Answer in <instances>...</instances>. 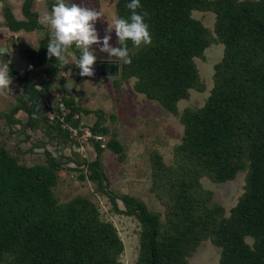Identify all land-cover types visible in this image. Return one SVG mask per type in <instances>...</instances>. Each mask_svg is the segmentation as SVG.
<instances>
[{"label": "trees", "instance_id": "obj_1", "mask_svg": "<svg viewBox=\"0 0 264 264\" xmlns=\"http://www.w3.org/2000/svg\"><path fill=\"white\" fill-rule=\"evenodd\" d=\"M130 2H115L118 17L130 16L126 8ZM140 5L137 12L148 14L145 22L152 43L137 48L128 41L132 63H118V71L123 78H133L134 91L166 110L175 112L177 100L185 98L189 88L203 89L193 58H202L210 43L222 46L202 106L185 108L179 115L183 129L180 142L172 148V164L166 166L159 155H149L150 191L164 207L166 225L160 223V213L132 196L106 189L96 142L84 175L106 195L115 213L137 221L135 264H185L205 239L218 248V264H264V0H140ZM29 7L30 0H23L22 11L32 19L22 21L4 6L5 26L12 31L44 28ZM193 10L214 13L210 31L192 17ZM48 38L45 34L38 49L25 53L30 63L23 77L10 71L22 93L3 116L15 123L12 114L22 110L25 126L47 122L60 135L69 136L58 117L48 119L41 113L36 100L44 92L42 85L26 80L27 72L42 64V80L54 74L57 61L47 56ZM60 101L69 128L76 125L74 114L89 112L74 105L69 96ZM100 119L98 115L91 133ZM105 146L120 153V144L112 138ZM45 154L44 164L26 165L0 147V264H122L118 259L122 242L113 225L99 218L91 201L82 196L66 202L55 198L57 163L51 153ZM243 161L248 170L242 192L226 215L199 179L229 180Z\"/></svg>", "mask_w": 264, "mask_h": 264}, {"label": "rangeland", "instance_id": "obj_2", "mask_svg": "<svg viewBox=\"0 0 264 264\" xmlns=\"http://www.w3.org/2000/svg\"><path fill=\"white\" fill-rule=\"evenodd\" d=\"M23 0H0V48H5L11 55L0 56V65L10 61V71H15L20 77L28 61L25 53L38 49L42 37L49 35V28L43 23V15L49 12L56 0H30V11L36 13V21L44 28L24 31L9 30L4 24L2 8L7 6L9 12L17 20L26 21L32 17L23 13L21 5ZM117 0H73L88 7H93L102 13V18L96 22V29L102 38L107 23L115 15V2ZM66 3L72 0H65ZM192 17L200 21L207 29H212L214 13L209 10H193ZM110 44L118 46L115 33H111ZM49 41V38H48ZM97 60L115 59L107 57L106 53L99 52L93 45ZM222 46L210 43L203 49L202 58L194 57L198 77L203 85L201 91L189 88L187 96L177 100L176 111L170 112L159 102L146 98L143 94L134 91L133 78H123L118 71L115 77L98 76L81 77L79 69L69 63L57 61L56 70L51 78L42 80L44 64L36 66L26 74V80L33 86L43 87L44 92L37 97L39 109L51 108L58 114V103L61 97H71L74 105L87 109L88 113H78L76 118V134L62 136L56 132L51 124L38 123L34 128L23 123L26 114L22 110L14 112L12 119L15 123H8L3 116L17 104L22 93V87L12 76L11 93L0 94V147L12 155L17 163L31 165L44 164L46 154L51 153L57 166L54 168L56 183L52 188L53 195L59 202H66L74 196L87 198L94 204L98 216L109 221L116 230L122 242V251L118 259L122 264H135L138 249V223L133 216L115 213L106 195L96 188L93 180L86 177V162L94 158V143L101 147L99 163L105 176L106 189L115 194H127L145 205L148 210L160 213L159 221L165 224L163 205L150 191L151 175L149 155L160 156L164 165L172 164V148L180 142L182 124L179 115L185 108L197 109L202 106L209 94L212 85L213 64L221 58ZM71 61L73 55H79V49L73 46L66 54ZM25 56V57H24ZM120 64V62H118ZM41 81H44L42 83ZM64 107V106H63ZM66 111L68 109L65 107ZM99 123L93 133L89 128L96 117ZM95 122V123H96ZM104 128V131L101 130ZM114 139L120 146V155L105 146L108 139ZM243 167L236 171L233 178L222 182H212L201 177L200 183L204 189L211 191V201L224 209V214L233 206L242 192L244 178L248 167L243 161ZM84 175L83 178L79 175ZM117 205L122 209L121 202ZM247 243L251 239L245 237ZM218 248L208 239L200 241L192 253L186 258L185 264H218Z\"/></svg>", "mask_w": 264, "mask_h": 264}, {"label": "clouds", "instance_id": "obj_3", "mask_svg": "<svg viewBox=\"0 0 264 264\" xmlns=\"http://www.w3.org/2000/svg\"><path fill=\"white\" fill-rule=\"evenodd\" d=\"M140 0H131L126 4L130 10L128 18L113 16L107 23L105 34L101 38L95 25L102 18V13L93 7L81 3L65 0H56L49 12L43 15V23L49 28V41L47 44L48 58L56 61L74 64L79 69L81 77L94 75V65L97 60L93 45L99 52L106 53L107 57L115 58V61L131 64L127 43L139 48L142 44L147 46L152 43L149 26L145 22L146 12L138 13ZM115 33L118 46L110 44L111 33ZM75 46L79 49V55H73L71 61L66 55ZM11 55L5 48H0V56ZM10 61L0 65V94L11 93L10 85L12 77L9 68Z\"/></svg>", "mask_w": 264, "mask_h": 264}, {"label": "water", "instance_id": "obj_4", "mask_svg": "<svg viewBox=\"0 0 264 264\" xmlns=\"http://www.w3.org/2000/svg\"><path fill=\"white\" fill-rule=\"evenodd\" d=\"M95 73L98 76L115 77L118 74V61L114 59L98 60L96 62Z\"/></svg>", "mask_w": 264, "mask_h": 264}, {"label": "built area", "instance_id": "obj_5", "mask_svg": "<svg viewBox=\"0 0 264 264\" xmlns=\"http://www.w3.org/2000/svg\"><path fill=\"white\" fill-rule=\"evenodd\" d=\"M58 110H60L62 113H63V105L62 103H58ZM41 113H43L44 115H46V117L48 119H52L54 117H58L59 121L61 122V126L65 129H68L70 134L73 135V134H76V129H72L71 127L69 128L67 123L63 122V116H64V113L63 114H56L53 109L47 107L44 108V111H41Z\"/></svg>", "mask_w": 264, "mask_h": 264}]
</instances>
